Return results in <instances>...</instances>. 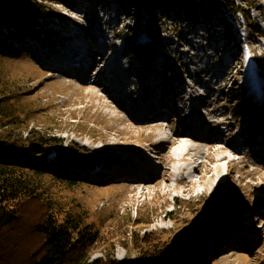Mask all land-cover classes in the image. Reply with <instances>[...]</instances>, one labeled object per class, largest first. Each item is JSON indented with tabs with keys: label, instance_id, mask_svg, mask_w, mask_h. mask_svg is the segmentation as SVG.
Returning <instances> with one entry per match:
<instances>
[{
	"label": "rangeland",
	"instance_id": "374dc122",
	"mask_svg": "<svg viewBox=\"0 0 264 264\" xmlns=\"http://www.w3.org/2000/svg\"><path fill=\"white\" fill-rule=\"evenodd\" d=\"M64 1H35L44 6L39 16L53 22L49 40L45 35L19 41L12 29L0 28V38L12 48L0 56V85L8 84L4 87L10 95L7 99H13L21 109L10 121L0 114V142L5 137L19 138L25 147L17 152L24 156L27 132L37 127L53 132L65 145L107 150L116 155L108 163L67 171L71 179L80 175L85 182L79 185H54L45 178L50 196L75 212H84L72 206L81 204L88 212V222L96 226L126 221L129 232H157L174 248L185 239L202 237L203 248L181 253L183 263L264 264V129L249 123L264 122V0H250L251 20L230 23L231 33L223 20L213 21L212 30L204 23L191 29L186 20L173 21L163 27L167 33L155 44L144 34H138L132 43H127L122 33L116 35L127 24L132 25L126 3ZM94 35L101 38L97 44L88 41ZM231 35L234 43L225 37ZM95 46L103 52L91 56V66H97L95 71L105 69L97 81L92 69L85 71L83 82L81 73L68 74L43 64L50 62L48 57L64 53L70 60L61 63L71 68L75 65L72 61L79 58L72 56V48L81 47L87 54ZM43 55L44 60L40 58ZM118 61L121 67L115 71ZM166 62L171 68H166ZM242 89L246 93L238 105ZM111 94L130 99V105L139 100V116L128 112L126 103L112 99ZM161 96L169 99V107L161 105ZM151 107L169 114L148 122ZM5 108L6 104L0 105V111ZM216 130L219 134L215 137ZM190 136H196L192 148L198 140L204 145H197L198 150L190 156L193 164L187 166L175 159L182 153L179 145L183 139L179 145L171 141ZM220 147L228 149V160L219 161L214 150ZM129 159L155 172L156 179L138 184L133 177H126L121 167ZM181 168L187 169L179 174ZM103 170L124 177L104 180L99 177ZM22 208L32 216L34 209L41 210L38 200H28ZM170 211L174 220L166 216ZM135 220L151 224L134 227ZM248 244L251 249L245 248ZM185 247L181 243L176 248ZM102 256L99 251L92 258ZM115 256L130 264L138 259L136 252L122 243H117Z\"/></svg>",
	"mask_w": 264,
	"mask_h": 264
},
{
	"label": "trees",
	"instance_id": "16d2710c",
	"mask_svg": "<svg viewBox=\"0 0 264 264\" xmlns=\"http://www.w3.org/2000/svg\"><path fill=\"white\" fill-rule=\"evenodd\" d=\"M35 1L0 0V28L6 26L12 29L18 39H42L46 35L49 40L53 34V22L39 16L43 12L40 7L44 6ZM63 1L60 0L61 3ZM118 1L123 6L124 3L128 4L131 10L132 25L127 24L119 33L116 32V35L122 33L127 43L134 42L138 34H144L154 44L161 43L162 35L167 33L163 27L173 24V21L186 20L191 29L204 23L207 30H212L213 21L223 20L229 28L228 33H231L233 26L230 23L251 20L250 10L253 6L250 0ZM225 37L234 43L235 36ZM8 50L12 48L0 38V56ZM165 65L167 69L171 68V64L166 62ZM6 85H0V105L6 104L0 114L10 121L20 115L21 109L13 99H7L10 95L4 90ZM240 92L236 101L238 105L244 99L246 89ZM13 122L18 124L17 120ZM249 123L264 129V122ZM21 137L23 134H20ZM27 138L24 156L17 152L22 151V145L25 147L19 138L5 137L0 142V264H130L115 256L117 243L136 252L138 259L135 264H188L183 263L181 253L203 248L202 237L185 239L178 244L186 247L179 250L176 248L178 244L172 247L157 232H129L130 223L126 221L119 220L107 227L89 223L88 212L81 204L72 206L84 212H75L50 196L45 178L48 177L54 185L66 184L70 188L83 181L71 179L67 173L69 169H93L108 163L116 155L107 150H86L73 143L65 145L53 132H45L37 127L27 132ZM28 200L40 202L41 210L34 209L33 216L22 208ZM172 215V211L166 213L169 219L174 220ZM112 216H109L110 219ZM140 223L151 224L149 221L135 220L133 225L135 227ZM99 251L103 256L93 259V253Z\"/></svg>",
	"mask_w": 264,
	"mask_h": 264
},
{
	"label": "bare ground",
	"instance_id": "6f19581e",
	"mask_svg": "<svg viewBox=\"0 0 264 264\" xmlns=\"http://www.w3.org/2000/svg\"><path fill=\"white\" fill-rule=\"evenodd\" d=\"M97 43H99V42H95V44H97ZM99 50H101V49L98 46L93 47L92 51L87 52V54L84 55V58L82 60H80L81 59V56H79L78 59H75V61L73 60L72 63L75 64V65L73 67H71V68H68L66 65H64L63 63H61V61L69 62L68 60H70V57L65 56L64 53H60V54L57 53V56L50 57L49 60L50 61H53V64H49L46 61H44V64L47 65V66H53V67L56 68L57 71H61V72H64V73H68V72L73 73L75 71H79V72L80 71H84L85 72V71H89L91 69L94 70V73H95V70H96V67L97 66L96 67H92L91 65L94 64V62H90L91 61L90 59H91V56L94 55ZM40 58L44 60V55H43V57L41 56ZM85 65H88L87 68H86ZM120 67H121V63H120V61H118L116 63V65H115V67H114V70L117 71V68H120ZM100 72H102V69L100 70ZM104 79H105V77H104ZM118 79H120L121 82H123V80H124L121 76H118ZM160 94H162V93L160 92ZM160 98H161V102H163V104H161V105L168 106L169 99L165 98L164 96H161ZM133 106L134 107H133L132 111L134 113H136L139 110V107H140L139 100H137V101L135 100L133 102ZM153 108L154 107L149 108L150 111L148 112L149 114H148V118L147 119L155 120V119L163 118V117H165V116H167L169 114L168 113V110H165V109H156V110L153 111ZM171 109L172 108L170 107V111H171ZM121 121L124 123L123 120H121ZM194 121L198 123V120H194ZM155 127H158V126L155 125ZM198 127H200V126H198ZM196 136H198V135H196ZM196 136H190V139L191 140L188 139V138H183V137H178V138H175L174 137L172 139V141H171V144H178L179 145L180 140L182 141V139H183V141L179 145L180 150H181L182 153L177 154L176 159L185 161V163L187 164V166H191L193 164V161H192V159H191L190 156H193L195 154L194 151H197L199 147H202V145H204V142L200 141V140H203L204 138L200 135L199 136V139L200 140H198L199 143L197 144L199 147H197V145H196V148H192L191 147L190 143L192 142V139L193 138L194 139L196 138ZM209 148L213 150V147L212 146H209ZM214 152L217 155L220 156L219 161H224V160H228L229 159V155H227V153H228V149L227 148L220 147V148H217L216 150H214ZM137 164L140 165V163H138L134 159H129V160L125 161L124 163H122V167L121 168L125 170V173H127V176L126 177H129V176L133 177L132 179L135 180L138 184L149 183V182H152L153 180L156 179V175L154 174V172H152L151 170L147 169L143 165H142L143 167H141V165L138 166ZM131 166H134V167L132 168ZM230 166L232 168L235 167V165H233V163H231ZM186 169L187 168H184V169L181 168L178 171V173L181 174L182 171L184 172V171H186ZM103 173L99 177L100 178H104V180L106 178H108L109 180L111 179V181H115L116 178L119 177V176H123L124 177V174L115 175L114 173H108V172H106L104 170H103ZM232 173H233V170H232ZM76 178L77 179H80V175L79 174H76ZM183 178L184 177H182L181 179H183ZM83 182H85V181H83ZM218 187H219V184H217L214 187V192H217L218 191L217 190ZM213 194H210V196L213 195ZM211 201H212V199L208 200L207 202H211ZM245 248L246 249H251L252 246L250 244H248V245L245 246Z\"/></svg>",
	"mask_w": 264,
	"mask_h": 264
}]
</instances>
